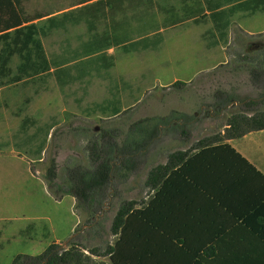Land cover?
<instances>
[{"label":"rangeland","instance_id":"1","mask_svg":"<svg viewBox=\"0 0 264 264\" xmlns=\"http://www.w3.org/2000/svg\"><path fill=\"white\" fill-rule=\"evenodd\" d=\"M93 1L21 0V9L30 23L40 26L50 16H59ZM156 1L158 22L169 16L166 11L170 8L181 13L180 0ZM103 26L100 23L97 32ZM210 28L208 21L199 25L186 21L163 31V42L158 50L124 53L117 48L110 49L108 53L114 58V65L109 74L129 84V88L119 90L123 112L116 117L89 115L84 111L93 103L111 98L108 80L89 78L85 92L78 85L60 91L49 76L15 82L12 76L19 59L12 58L13 74L0 83V145H3L0 148V264H11L20 254L37 256L51 243L66 248L69 241L86 228L87 218L76 209L74 198L65 195L57 200L47 189L45 173L52 157L58 165V181H63L67 166L76 163L90 166L89 147L99 131L113 130L122 137L131 123L144 117L164 116L171 110L197 121L191 141L194 145L205 137L222 136L225 130L221 125L240 110V105L231 104L226 111L210 118L209 111L207 114L205 108L200 109V102L195 106L199 97L216 87V82L226 88L239 84L240 96L259 98L264 89L251 87L246 74H225L228 68H220L216 77L208 76L207 72L225 61L231 68L240 64L236 59L238 54L257 58L255 61L264 59V12L252 16L236 14L228 29V43L208 49V36L204 38V34ZM89 35L86 25L80 24L54 30L41 41L50 54L58 52L66 42L74 47ZM175 82L185 84L172 87ZM260 110L264 112V104ZM25 118L33 122L27 125L25 132H19ZM48 128L52 129L39 152ZM161 128L165 133L168 126ZM53 131L55 135L51 137ZM172 137L165 135L156 146L164 150L178 148V142ZM150 155L136 175L116 187L115 195L100 213L104 232L98 229V234H91L82 245L102 254L115 239L107 233L119 205L125 201L147 200L139 198L148 195L145 180L153 161L158 159L157 149ZM55 239L60 241L55 242ZM85 254L91 256L86 251ZM91 259L92 264H110L107 256H91Z\"/></svg>","mask_w":264,"mask_h":264},{"label":"trees","instance_id":"2","mask_svg":"<svg viewBox=\"0 0 264 264\" xmlns=\"http://www.w3.org/2000/svg\"><path fill=\"white\" fill-rule=\"evenodd\" d=\"M180 1L183 5L181 13H175L170 8L166 11L169 16L163 22H158L156 18V0H94L60 16H51L38 26L29 23L30 20L24 16L19 7L20 0H0V83L13 74L10 63L15 56L19 59L12 76L15 82L49 76L54 79L60 91L78 85L85 92L88 79L95 76L109 81L111 98L102 103H93L84 111L89 115L99 113L116 117L123 112L119 90L129 88V84L115 80L109 74L114 64V58L108 54L109 49L117 48L124 53L158 50L163 42V31L186 21L195 25L205 21L211 24L210 30L204 34V38L208 36L206 46L211 49L228 43V29L236 14L252 16L264 12V0ZM100 23L104 26L97 32ZM80 24L86 25L90 34L87 39L79 41L74 47L66 42L58 52L48 54L45 51L42 37L54 30ZM236 59H239L240 64L232 68L228 66L229 62L220 64L207 72V75L216 77L220 68H228L225 74L244 73L251 87L264 89V59L255 61L257 58L244 54H238ZM181 84L185 83L175 82L172 87ZM218 84L216 82V87L209 94L199 97L198 101L207 114L210 112V118L226 111L231 104L241 106L237 114L230 115L226 124L221 125L225 130L222 136L205 137L190 147V150H180V145L191 142L197 121L185 113L171 110L164 116L144 117L131 123L122 137H118V133L113 130L99 131L98 137L89 147L90 166L81 163L67 166L63 181H58V165L55 157H52L45 173L47 189L57 200L65 195L73 197L76 209L87 218L86 228L82 234L69 241L66 248L53 243L37 256L17 255L11 264H92L91 256H107L110 264H146V261L159 260L162 256L159 255L160 249H163L164 244L158 233L162 234V231L160 226L154 225L150 211H154L163 199H152L149 204L134 201L121 203L107 233L115 239L112 244H107L102 254L97 249L85 247L82 242L91 234H98V229L104 232L99 221L100 213L115 195L116 187L127 182L145 166L154 148L157 149L158 159L153 161L154 165L147 174L146 188L162 186L169 172L182 171L179 165L186 162L192 149L264 130V112L260 110L264 104V91L257 99L247 98L240 96L239 84H231L227 88ZM32 122L25 118L19 132H25L27 125ZM161 126H168L167 132L164 133ZM51 129H47L39 152H42ZM54 135L55 131L51 137ZM165 135L173 136L174 141L178 142V148L167 153V161L163 165L159 159L165 156V150L159 149L156 144ZM218 148L228 151L229 164L241 174L249 171L252 176H258L264 182V177L234 150L227 145H219ZM174 168L176 170L172 171ZM148 250L149 253L146 252ZM85 251L91 256L86 255Z\"/></svg>","mask_w":264,"mask_h":264},{"label":"crops","instance_id":"3","mask_svg":"<svg viewBox=\"0 0 264 264\" xmlns=\"http://www.w3.org/2000/svg\"><path fill=\"white\" fill-rule=\"evenodd\" d=\"M194 104L199 106V101ZM219 145H227L264 177V130L192 149L179 165L182 171L169 172L162 186L147 188V197L139 198L147 204L163 199L150 211L162 231V256L146 264H264V182L249 171H237ZM189 146L193 143L180 145V150ZM175 150L165 149L160 163L164 165L167 153Z\"/></svg>","mask_w":264,"mask_h":264}]
</instances>
